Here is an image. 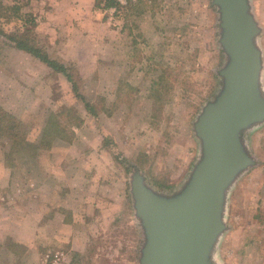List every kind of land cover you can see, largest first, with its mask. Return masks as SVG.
I'll list each match as a JSON object with an SVG mask.
<instances>
[{"label":"rangeland","instance_id":"1","mask_svg":"<svg viewBox=\"0 0 264 264\" xmlns=\"http://www.w3.org/2000/svg\"><path fill=\"white\" fill-rule=\"evenodd\" d=\"M11 2L35 25L0 22V107L22 122L27 138L12 166L0 143V264H52L57 252V264H137L142 234L130 175L138 168L150 186L174 192L198 160L193 122L216 95L224 62L216 10L210 0L0 6ZM250 5L261 29L264 92V0ZM1 31H28L30 45L71 65L73 83ZM159 75L167 86L157 97L152 82ZM51 113L73 134L43 149L38 141ZM75 113L78 126L71 124ZM244 140L254 165L229 190L216 264H264V122ZM115 156L126 157L129 168Z\"/></svg>","mask_w":264,"mask_h":264},{"label":"water","instance_id":"2","mask_svg":"<svg viewBox=\"0 0 264 264\" xmlns=\"http://www.w3.org/2000/svg\"><path fill=\"white\" fill-rule=\"evenodd\" d=\"M224 62L220 87L193 122L200 156L182 186L161 192L134 168L130 196L142 239L137 264H216L231 186L254 165L244 135L264 122L261 31L250 0H210Z\"/></svg>","mask_w":264,"mask_h":264},{"label":"trees","instance_id":"3","mask_svg":"<svg viewBox=\"0 0 264 264\" xmlns=\"http://www.w3.org/2000/svg\"><path fill=\"white\" fill-rule=\"evenodd\" d=\"M12 23L20 22L23 26H34L35 18L29 12H24L22 5L19 2H11L5 6H0V22ZM2 32V31H1ZM3 33V32H2ZM6 39L11 42L18 49H22L32 56L37 58L47 67L51 68L55 73H61L69 82L73 83L74 71L72 70L71 65L64 62H59L54 58H51L47 53L41 51L34 46L30 45L27 42L28 31H24L23 35L19 36L17 33L12 32L10 34L3 33ZM167 85L163 84V78L159 75L157 80L152 82V89L155 92V96L160 95V89H165ZM155 88V89H154ZM76 95H78L76 93ZM84 106L86 109H89V104L84 101ZM64 111L67 112V115L70 111L74 112V109L71 107H64ZM60 113H51L45 124L42 128L41 136L38 141V146L41 148L50 147L54 140L66 134H73L72 130L64 124L60 119ZM74 122L73 125H80L82 123V118L78 113L72 115ZM25 132L22 129V122L17 119L15 116L5 112L0 107V143L4 149V162L6 166H12L15 156L20 155L22 151L21 143L26 140ZM114 160L118 163L124 165L126 168H129L127 165L129 160L126 157L118 159L117 156L114 157ZM138 163L140 159H137ZM127 165V166H126ZM152 181V180H150ZM156 184V182L152 181ZM159 187H169L165 184H156Z\"/></svg>","mask_w":264,"mask_h":264},{"label":"built area","instance_id":"4","mask_svg":"<svg viewBox=\"0 0 264 264\" xmlns=\"http://www.w3.org/2000/svg\"><path fill=\"white\" fill-rule=\"evenodd\" d=\"M135 0H115L116 3H118L121 6H125L127 4H129L130 2H134ZM115 8H111V10L113 11ZM50 257V256H47ZM53 259L51 260L52 264H57L58 261L60 260V258H62V254L60 253H55L54 255H52Z\"/></svg>","mask_w":264,"mask_h":264},{"label":"crops","instance_id":"5","mask_svg":"<svg viewBox=\"0 0 264 264\" xmlns=\"http://www.w3.org/2000/svg\"><path fill=\"white\" fill-rule=\"evenodd\" d=\"M49 1V0H48ZM54 2H55V4H57V5H62V4H64V3H66V5L67 6H72V5H74L75 3H76V1L75 0H58V1H55V0H53ZM93 1V0H92ZM54 4V5H55ZM92 5V3L89 5V6H91ZM84 6H85V4H84ZM56 17V16H55Z\"/></svg>","mask_w":264,"mask_h":264}]
</instances>
